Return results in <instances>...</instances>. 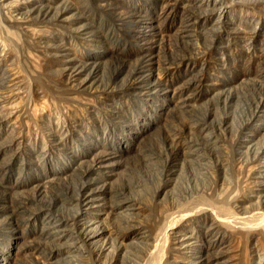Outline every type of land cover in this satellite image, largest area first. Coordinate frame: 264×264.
I'll return each instance as SVG.
<instances>
[{"label":"rangeland","instance_id":"obj_1","mask_svg":"<svg viewBox=\"0 0 264 264\" xmlns=\"http://www.w3.org/2000/svg\"><path fill=\"white\" fill-rule=\"evenodd\" d=\"M243 2L3 6L47 34L0 26V264H264L234 226L264 211V0Z\"/></svg>","mask_w":264,"mask_h":264},{"label":"bare ground","instance_id":"obj_2","mask_svg":"<svg viewBox=\"0 0 264 264\" xmlns=\"http://www.w3.org/2000/svg\"><path fill=\"white\" fill-rule=\"evenodd\" d=\"M11 1H13V0H0V26L1 27H3V28H6L7 29V27H15V26H17V27H19V28H21L22 30H24V33L26 34V35H28V36H31V37H34L35 39L37 38V40L38 39H40L42 36H44L45 37V35L47 34H44V32L41 30V31H39V30H37V28L36 27H34L33 25H32V22L33 21H31V20H29V19H27V18H25V17H21V16H15V15H10L11 14V12H9V9H8V11H6L5 10V8H3V6H5L6 7V4H10L11 3ZM243 2V1H245V2H247V3H253L255 0H227V1H225L224 0V3H222L221 4V10H220V13L219 14H221V16H223V18L224 19H228V17H229V13H230V11H231V9L234 7V6H236V3L237 2ZM244 3V2H243ZM242 3V4H243ZM31 4V3H30ZM27 5V4H26ZM14 8L15 6H10V8ZM200 7V6H199ZM7 8V7H6ZM22 7H20V9H21ZM15 10L16 11H18L19 10V5L18 6H16V8H15ZM234 12V11H233ZM228 21V20H227ZM232 22H233V20H232ZM261 22V20L259 21V23ZM262 22H264V20L262 21ZM226 24V23H225ZM244 24V23H243ZM256 24V23H255ZM255 24H254V26H255ZM258 24V23H257ZM62 25H63V23H62ZM251 25V24H250ZM253 25V24H252ZM232 26V25H231ZM247 26V25H246ZM227 27H228V23H227ZM257 29H256V31H259L260 29H262L263 27H264V23H260V24H258L257 26ZM36 28V29H35ZM255 28V27H254ZM259 28V29H258ZM255 31V30H254ZM60 33V32H59ZM256 33V32H255ZM254 33V34H255ZM259 33H261V32H259ZM8 34V33H7ZM221 34V33H220ZM4 35V34H3ZM6 35V34H5ZM11 35V34H10ZM228 37V36H227ZM234 38V37H233ZM16 39V38H15ZM19 40V39H18ZM3 41V40H2ZM15 42H17V41H15ZM19 42H21V41H19ZM2 43H4V42H2ZM18 43V42H17ZM256 44V43H255ZM5 44H1V40H0V51L2 50V49H4V47L6 46H4ZM39 45L40 44H38V45H36L37 47H34V48H37L38 49V47H39ZM4 46V47H3ZM31 46H32V44H31ZM6 48V47H5ZM38 51V50H37ZM39 51H40V48H39ZM36 52V51H35ZM15 53V52H14ZM29 56V58H31V54H29L28 55ZM34 72V71H33ZM37 72H35V74H36ZM38 74V73H37ZM40 74V73H39ZM38 74V75H39ZM42 83V82H41ZM45 83V82H44ZM47 83V82H46ZM39 84V83H38ZM59 91V90H58ZM61 96V95H60ZM65 98V97H64ZM82 99V98H81ZM83 102V101H82ZM86 103H88V104H90V101L89 100H87L86 101ZM92 103V102H91ZM93 106V105H92ZM79 120V119H78ZM24 123H22V125H23ZM24 126V125H23ZM30 128V127H29ZM32 129V128H31ZM192 206V205H191ZM199 206V205H198ZM202 207V206H201ZM208 208H210V207H208ZM249 208V207H248ZM192 209V208H191ZM195 209V208H194ZM256 209V208H255ZM255 209H253V211L255 210ZM258 209V208H257ZM210 210V209H209ZM213 210V209H212ZM247 210H249V209H247ZM251 210H252V207H251ZM181 211V210H180ZM182 211H184V210H182ZM197 212V211H196ZM209 212V211H208ZM219 212V211H218ZM251 212V211H250ZM189 213H191L190 211L188 212V213H181L180 214V221H182V223H183V221L184 222H188L190 219H189V217L191 218H194L193 216H194V214L193 213H191L193 216H190V214ZM221 213V212H220ZM204 214V213H203ZM207 214V213H206ZM212 214H214V213H212ZM226 214V213H225ZM245 214V213H244ZM172 215V214H171ZM198 215V214H197ZM242 215V214H241ZM177 216V215H176ZM212 216V215H211ZM243 216V215H242ZM213 219H219L216 215H213ZM232 216H230V218H231ZM234 217V216H233ZM191 218V219H192ZM229 218V217H228ZM236 218V217H235ZM178 220V219H177ZM176 220V221H177ZM221 220H224V221H227V218H221ZM230 220V219H229ZM196 221V220H195ZM199 221V220H198ZM231 221V220H230ZM235 221V220H234ZM179 223H181V222H179ZM193 223V222H192ZM234 223V222H233ZM236 224L234 225L236 228H239V229H243V230H247V231H249V232H251V234H248V236L252 239V240H254V241H257L258 242V239H260L261 237H264V211H260L259 209H258V211H254V212H251L250 214H247V215H244L243 217H240V219H237L236 220V222H235ZM148 224H150V223H148ZM153 224V223H152ZM178 226H179V224H178ZM173 227H174V225H173ZM178 228H180V227H178ZM72 229H73V227H72ZM153 229V228H152ZM185 229V228H184ZM174 231V230H173ZM172 231V232H173ZM178 234V232H176L175 231V234ZM141 234V233H140ZM150 234V233H149ZM243 235V234H242ZM143 236V235H142ZM156 236V235H155ZM181 236V235H180ZM243 236H245V235H243ZM242 236V237H243ZM237 238L238 237H240L239 235L238 236H236ZM146 237L144 236L143 237V239H145ZM175 238V237H174ZM233 238V237H232ZM232 238H231V242H232ZM246 238H247V235H246ZM240 239H241V237H240ZM142 240V239H141ZM175 240V239H174ZM263 240V239H262ZM148 241H149V239H148ZM228 241V240H227ZM149 242H151V241H149ZM148 242V243H149ZM257 242H255L256 244H257ZM264 242V241H263ZM154 243V242H153ZM77 244V243H76ZM181 244V243H180ZM229 244V243H228ZM78 245V244H77ZM231 245V244H230ZM153 246H155L153 249H151L150 247L148 248V250H145L146 251V255L147 256H151L154 252H155V250L156 249H158V244L157 243H154V245ZM160 246V245H159ZM78 247H81L82 249H83V245L82 244H79L78 245ZM157 247V248H156ZM177 247V246H176ZM257 250L259 249V248H256ZM84 250V249H83ZM182 250V249H181ZM81 251V250H80ZM145 251L143 252V253H145ZM234 255H232L231 257H233ZM169 257H171V256H169ZM230 258V257H229ZM234 258V257H233ZM134 259V258H133ZM138 260V259H137ZM233 260V259H232ZM169 261V260H168ZM121 263V262H120ZM233 263V262H232ZM124 264V263H123Z\"/></svg>","mask_w":264,"mask_h":264}]
</instances>
